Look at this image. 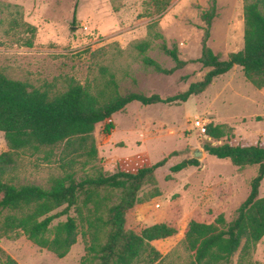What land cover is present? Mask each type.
Wrapping results in <instances>:
<instances>
[{
	"label": "rangeland",
	"instance_id": "1",
	"mask_svg": "<svg viewBox=\"0 0 264 264\" xmlns=\"http://www.w3.org/2000/svg\"><path fill=\"white\" fill-rule=\"evenodd\" d=\"M245 4L244 0H171L164 11L156 13L153 0H0V73L50 95L74 83L93 94L108 93L112 76L121 94L171 97L201 81L208 71L197 62L206 31L205 14L211 16L206 45L214 55L224 60L243 48ZM143 42L148 44L146 55L162 68L175 67L162 45L174 49L185 65L171 75L145 68L135 48ZM194 119L202 121V129L192 128ZM106 123L113 125L110 135L103 132ZM207 125L226 128V136L212 144L264 148V87L254 88L236 66L184 103L143 106L133 102L96 125L97 156L77 159L75 171L82 177L96 168L136 172L171 155L155 171L159 195L145 200L152 190L143 188L140 197L144 201L127 213L125 226L139 233L164 223L175 228L176 234L150 242L155 252L146 249L133 264H189L183 244L187 224H208L218 215L230 221L248 196L257 168L240 169L208 156L203 150L209 141L204 135ZM61 149L18 154L16 168L7 178L16 186L47 189L62 176ZM5 151L0 133V154ZM190 159L199 165L170 173L172 166ZM259 197H264V179ZM4 215L0 213V221ZM80 230L76 244L62 259L22 235L1 237L0 253L17 264H79L88 244ZM225 264H264V236L246 250L242 243Z\"/></svg>",
	"mask_w": 264,
	"mask_h": 264
},
{
	"label": "trees",
	"instance_id": "2",
	"mask_svg": "<svg viewBox=\"0 0 264 264\" xmlns=\"http://www.w3.org/2000/svg\"><path fill=\"white\" fill-rule=\"evenodd\" d=\"M170 1L153 0L155 12L164 11ZM244 1L243 48L224 60L214 55L206 45L211 16L205 14L206 31L197 62L208 71L201 81L171 97L135 92L121 94L112 76L107 82L108 93L93 94L74 83L64 92L50 95L0 73V133L7 146V151L0 154V213H5L0 221V238L22 235L39 249L62 259L76 244L80 227L81 237L87 239L88 244L86 256L79 264H133L146 249L155 252L150 242L175 235V228L164 223L147 226L139 233L125 226L127 213L144 201L140 197L143 188L152 190L145 200L159 195L155 171L162 168L171 155L136 172H107L96 168L91 174L78 177L75 165L82 156L89 159L97 156L93 138L96 125L105 123L133 102L143 106L184 103L203 93L215 78L236 66L254 88H263L264 0ZM135 48L143 66L155 73L171 75L185 65L176 51L165 45L162 50L175 63L170 70L146 55V42ZM112 129L113 125L106 123L103 132L110 135ZM204 135L209 139L203 145L208 156L227 160L240 169L257 168L249 194L232 220L226 221L223 215H218L208 224L190 221L184 231L183 244L189 253V264H225L242 243L246 250L264 236V197H259L264 179V148L212 144L226 136V128L220 125L205 126ZM57 146H62L59 156L62 176L53 179L47 189L32 184L16 186L7 178L16 168L18 154L26 151L35 154L43 148ZM198 165L195 159L184 160L169 170L176 174ZM62 217L65 219L54 223ZM0 264L17 263L0 253Z\"/></svg>",
	"mask_w": 264,
	"mask_h": 264
},
{
	"label": "built area",
	"instance_id": "3",
	"mask_svg": "<svg viewBox=\"0 0 264 264\" xmlns=\"http://www.w3.org/2000/svg\"><path fill=\"white\" fill-rule=\"evenodd\" d=\"M203 126L204 125H203L202 121L199 119H194V121L192 122V128L195 130L202 129Z\"/></svg>",
	"mask_w": 264,
	"mask_h": 264
}]
</instances>
